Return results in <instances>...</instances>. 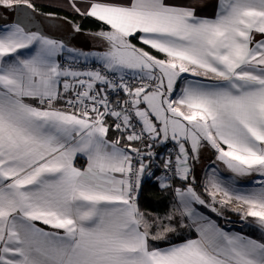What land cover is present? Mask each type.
Here are the masks:
<instances>
[{
    "label": "snow or ice",
    "instance_id": "1",
    "mask_svg": "<svg viewBox=\"0 0 264 264\" xmlns=\"http://www.w3.org/2000/svg\"><path fill=\"white\" fill-rule=\"evenodd\" d=\"M81 3L107 26L90 33L102 51L32 31V0H0L22 14L0 26V264H264V242L193 208L227 206L264 230V0H217L212 18L196 0ZM205 147L232 174L210 166L211 204L193 187ZM253 174L258 187L237 185ZM149 179L173 198L166 214L139 205Z\"/></svg>",
    "mask_w": 264,
    "mask_h": 264
},
{
    "label": "crops",
    "instance_id": "2",
    "mask_svg": "<svg viewBox=\"0 0 264 264\" xmlns=\"http://www.w3.org/2000/svg\"><path fill=\"white\" fill-rule=\"evenodd\" d=\"M32 2L35 5L47 6V7L63 10V11L69 12V13L74 14V15H79L71 7V0H32ZM101 2H104V0H101ZM174 2L186 3V2H188V0H174ZM196 3L198 5L197 11H198L199 15H202V16L207 17V18H212L214 16V13H215L216 8H217V0H196ZM76 4H77V6L82 7L81 0H76ZM40 15H42V14L40 13ZM43 16H45L46 19H49V20L56 22L57 26H60V27H62V29H64L63 30L65 33L64 35H61V34L56 35L55 33H52L51 30L50 31L46 30V29L45 30L47 33H49L53 36H56L58 38H61L62 40H60V41H63L68 47L70 46V48L72 47L74 49L80 48L79 50H83L84 52L102 51V49H96L95 47H92L90 45L91 39L96 37L94 35H91L90 33H95V32H82V31L75 32V31H73V29L72 30L70 29L71 24L66 22L65 20L55 18V17H53V15L52 16L43 15ZM7 25H10V24H7ZM69 29H70V31H69ZM31 30L36 31L33 29H31ZM257 38L259 39V37H257ZM62 59H63V61L70 60L69 54L67 52H64ZM81 61L85 62V61H83V59H81ZM90 61H93V59L89 58L87 62H90ZM185 75H187V74H185ZM189 78H191V77H189ZM114 135H115V133L113 131L109 132L110 137L114 136ZM213 152H214V150H212V151H210L208 149L202 150V152L200 153V160L193 168V174L195 175V177H197L198 169L200 170V172H202L204 170V168L202 167L203 166L202 163L203 164L205 163L207 166V165L211 164V162H213L211 160L208 161L206 159L208 157V153L214 154ZM205 156H206V158H205ZM75 164H76V166L83 168L86 166V159L83 158L82 156L78 155L76 160H75ZM175 185L178 187H183V184L180 181H178V183H175ZM193 187L196 189V191L198 190L195 186V183L193 184ZM199 188H201V187H199ZM202 191L204 192V190H202ZM204 196H207V194L205 192H204ZM193 208L195 209V211L197 213H199L203 217H205L206 221L215 222V224L225 232H228L230 234L240 233L241 235H244V236H247L249 238L260 240V241L264 242V239H262L261 237L255 235V234L249 233L248 231L244 230L242 228L241 224L238 225V224H234V223H225L223 221H219V219L217 220L215 218V215H212V213L210 211H208L207 209L202 208V205H200V204L194 203ZM36 224L38 227L44 228L47 231H56L54 229H51L50 226L44 225L43 223H41L39 221H37ZM192 230L195 232V236L186 237V239L197 238V233H196L195 229L192 228ZM60 231H62V230H60ZM186 239H184L183 241L178 242V243H182ZM163 247H166V246H163Z\"/></svg>",
    "mask_w": 264,
    "mask_h": 264
},
{
    "label": "rangeland",
    "instance_id": "3",
    "mask_svg": "<svg viewBox=\"0 0 264 264\" xmlns=\"http://www.w3.org/2000/svg\"><path fill=\"white\" fill-rule=\"evenodd\" d=\"M14 13L15 11H9V10H5V9H0V26H4L7 24H12L14 23ZM52 16V15H50ZM55 18L61 19V20H65L66 22H72L66 18H62V17H57V16H53ZM71 24V30L73 29V25ZM69 29V31H70ZM64 29H62V27L60 26H53L51 28V32L55 33L56 35H64ZM90 45L92 47H95L96 49H102L104 50V42L102 40H100L99 38L95 37L91 39ZM70 47V46H69ZM72 48V47H71ZM80 49V48H78ZM171 145H174L173 143H168ZM203 149H208L210 151H212L211 148L205 147L201 149V152ZM214 153V152H213ZM206 158V156H205ZM208 161L211 160L213 162H211V164L207 165L204 163H202V167L204 168V170L202 172H200V170L198 169L197 172V177L195 180V186L198 189L197 192L200 193L202 195V198L205 199L207 204H211V199L210 197L204 196V192L202 190H204L203 188V184H204V179H205V175L207 174L210 166L216 167L217 171L219 173V175L223 176V177H229L232 174L230 172H228L224 165L220 162H215V154H209L208 153V157L206 158ZM200 173V174H199ZM256 179H258V177L256 176V174H253L251 176H247V177H242V178H236V183L238 186H243L244 190H248L251 187H258V185H253V181H255ZM179 180L175 181V183H178ZM201 187V188H199ZM214 207H216L218 209V212L220 214H217V212L212 211L211 207H208L206 205H202V208L207 209L208 211H210L212 213V215H215V218L219 221H223L225 223H234V224H241L242 228L246 231H248L249 233L255 234L259 237H261L262 239H264V230H261L260 226L257 225L255 223V218L253 217H248L247 220H242L241 219V215L239 212L237 211H233L231 210L230 207H223L221 208V206L219 204H215L213 205Z\"/></svg>",
    "mask_w": 264,
    "mask_h": 264
},
{
    "label": "trees",
    "instance_id": "4",
    "mask_svg": "<svg viewBox=\"0 0 264 264\" xmlns=\"http://www.w3.org/2000/svg\"><path fill=\"white\" fill-rule=\"evenodd\" d=\"M38 9L39 13L44 14H52L57 17H64L75 24L80 25L82 32H97L101 29H106L107 26L102 22L97 21L95 18L91 17H81L80 15H74L69 12L55 9L47 6H39L35 5ZM139 34L137 33L136 36ZM136 36L130 37L131 42L140 48H145V50H150L147 46H144ZM152 51V54L157 55L155 50ZM112 132V130H110ZM173 203V198L169 192L161 191L157 182L153 179H149V181L143 185L142 194L139 197V205L142 210L146 212H151L153 214L163 215L171 210V205ZM187 223V221H185ZM195 236V232L192 229L182 230L179 234L172 237V243H178L186 239V237ZM161 247L167 246L164 242H158Z\"/></svg>",
    "mask_w": 264,
    "mask_h": 264
},
{
    "label": "flooded vegetation",
    "instance_id": "5",
    "mask_svg": "<svg viewBox=\"0 0 264 264\" xmlns=\"http://www.w3.org/2000/svg\"><path fill=\"white\" fill-rule=\"evenodd\" d=\"M35 14V15H34ZM40 18L41 19V23L35 18ZM14 17H15V13H14ZM30 21H31V29L36 30L39 29L41 26H43L46 30H51V28L53 26H57L56 22L46 19L45 16L40 15V13L35 12L33 13V15L30 16Z\"/></svg>",
    "mask_w": 264,
    "mask_h": 264
},
{
    "label": "built area",
    "instance_id": "6",
    "mask_svg": "<svg viewBox=\"0 0 264 264\" xmlns=\"http://www.w3.org/2000/svg\"><path fill=\"white\" fill-rule=\"evenodd\" d=\"M70 60H67V61H64V62H69ZM87 64V67H92L93 66V61H90V62H82L80 61L78 64H77V67H80V66H83L84 64ZM96 67H99V64L97 63L95 65ZM167 149H172L173 150V153L175 151V145H171V144H168L167 145ZM158 153H160L161 155H166V149L163 148V147H157L155 149ZM154 181H156L155 179H153ZM157 182V181H156Z\"/></svg>",
    "mask_w": 264,
    "mask_h": 264
},
{
    "label": "water",
    "instance_id": "7",
    "mask_svg": "<svg viewBox=\"0 0 264 264\" xmlns=\"http://www.w3.org/2000/svg\"><path fill=\"white\" fill-rule=\"evenodd\" d=\"M28 11H31V10H28ZM33 15V13H32ZM35 15V14H34ZM35 17V16H34ZM18 18H22V14H20L19 12H15V17H14V22L18 19ZM36 18V17H35ZM40 23H41V19L40 18H36ZM36 30H39L41 31L43 34H46L48 35L49 37H52V38H55V39H58V40H62L61 38H58L56 36H53L49 33L46 32L45 28L43 26H41L39 29H36Z\"/></svg>",
    "mask_w": 264,
    "mask_h": 264
}]
</instances>
